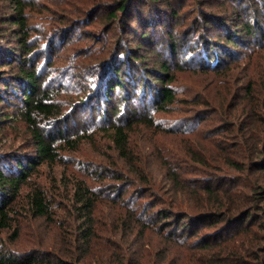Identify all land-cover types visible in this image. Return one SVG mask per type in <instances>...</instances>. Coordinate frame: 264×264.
Returning a JSON list of instances; mask_svg holds the SVG:
<instances>
[{"label":"rangeland","instance_id":"374dc122","mask_svg":"<svg viewBox=\"0 0 264 264\" xmlns=\"http://www.w3.org/2000/svg\"><path fill=\"white\" fill-rule=\"evenodd\" d=\"M14 1L23 4L29 28L32 50L25 55L52 92L59 123L78 116L71 127L85 131L78 142H55L56 160L31 169L0 244L40 256L35 264H264V0H125L121 11L123 0H0V52L22 53ZM164 60L169 68L161 75ZM9 66L0 67V164L6 165L35 154L18 116L23 93L2 90L16 74ZM115 66L128 84L113 90L118 117L128 104L153 121L128 128L127 158L103 130L112 113L103 114L99 101ZM157 77L172 78L166 83L175 99L163 110L150 104ZM14 166L2 168L14 173ZM78 183L96 196L88 222L73 198ZM34 188L45 196L48 217L29 208ZM171 200L180 208L172 209ZM199 202L207 205L198 209ZM159 209L223 213L229 231L208 248L186 247L165 234L171 226L160 230ZM228 221L201 224L197 236Z\"/></svg>","mask_w":264,"mask_h":264},{"label":"trees","instance_id":"16d2710c","mask_svg":"<svg viewBox=\"0 0 264 264\" xmlns=\"http://www.w3.org/2000/svg\"><path fill=\"white\" fill-rule=\"evenodd\" d=\"M124 1L125 0L121 1V5L117 8V11L124 10ZM14 3L19 4L17 16L12 22L18 26V32L14 34V38L17 39L19 46L16 49L22 51L23 54L16 52L15 48L0 52V67L5 63L9 64V67L11 68H16V74L14 76H10L13 77L10 78L11 80L4 79L3 85L5 84L7 86L4 85L2 90L8 94L11 90L9 88L10 86L13 89L12 91L16 92V96L18 95L17 92L19 91L23 93V98L21 100L19 99V102H17L19 104L18 116L23 119L29 127L30 135L34 142L35 154L34 156H29L24 160L16 159L15 157V164H12V162H8L10 165H6L4 163L0 164V229L11 227L15 199L19 194L20 188L26 183L27 177L31 173V169L33 170L35 166L40 164L42 161L53 162L56 160L58 154L56 151L57 147L55 142H78L82 138L79 131H85L84 127L78 130H74L71 127L72 122L75 123L79 121L78 116L75 117L74 115H71L70 118L64 120L62 123H59L61 117L57 118V115L60 114V108L54 103L52 92L43 86V81L40 77V74L35 70L36 64L34 60L31 59V57L27 58L25 55L32 49L26 46V38L28 36L29 28L23 16L24 6L20 3V1H14ZM16 8L17 5H14V9ZM141 38L146 42L149 41L148 36H146L144 33L141 35ZM227 42L234 44L235 40L233 37H229ZM171 45V51L174 52L173 44L171 43ZM16 53H18V55H23L24 57L18 58ZM211 57L212 56L210 55L209 58ZM15 58L18 61L14 66L13 63ZM168 68L169 66L166 60L160 62L161 75H164L166 72H168ZM122 75L123 71L121 70L120 66H115L112 70V76H108L105 79L104 88L100 90L102 91V94L100 93L99 101L103 105V114H106L108 111H110V114L112 113V116L108 119L109 121L107 127H103V130H105V132L111 137L116 149L118 150V153L123 158H127L128 128L136 122L153 125V121L150 116L138 115V109H134L133 107L128 108V104L126 105V108L124 107V110L118 117L119 104L113 106V90L115 87H128V84L122 80ZM163 78L164 77H157V79H159L158 82L160 83V86L155 89H151L153 94L152 102L150 104L153 105L155 109L160 110L166 109V106L171 104L175 99L173 90L168 86L170 81H172V78L169 77L165 81ZM19 81L21 82V85ZM166 82H168V84ZM40 119H47V121L52 120L53 122L57 123L54 127L51 126V123H48L49 126L44 125V123H42L43 125H40ZM122 119L126 122V124L121 123ZM2 165H4L6 168H10L12 165H15V172L7 173L3 170ZM28 197V201L30 202V210L36 215L48 217V203L45 201L43 192L34 188L30 191ZM73 198L78 204L79 208H77L84 217V220L88 222L90 220V214L96 200V196L93 194V191L87 188L84 183H78L74 186ZM239 202L242 204L245 203L243 199L239 200ZM170 203L172 209L174 207L180 208L178 206L179 202L171 200ZM206 205V202H199L196 208L200 209ZM172 209L169 211L166 209L157 210V217H161V224H159L160 230L164 231L168 226H171V230L165 234H173L177 241L186 247H190V244H192L199 245V247L203 246V248H208L211 246V244L216 243L217 241L221 242L224 236H226L224 233L229 231L227 230L230 227L228 225L229 221L223 213L216 214L210 210H207L193 215L188 211H174ZM249 210L250 208L242 211L240 213V219H243V215ZM249 215L250 212L248 213L247 217ZM220 219H222V221L227 219V224L217 227L211 233L205 234L202 237L197 236L198 229L201 224L210 225L213 222H219ZM241 227H233L230 230L234 231V233H238ZM240 251L242 253L246 251V249L243 248V245L240 247ZM39 259L40 256L34 255L32 253H25L22 255L14 254L9 249H6L4 246H2V244H0V264H35L36 261H41ZM56 264L74 263L67 260H59Z\"/></svg>","mask_w":264,"mask_h":264}]
</instances>
